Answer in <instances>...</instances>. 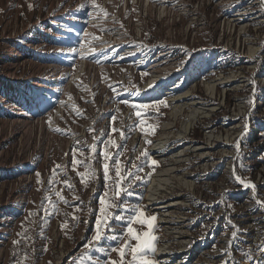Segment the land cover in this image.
Masks as SVG:
<instances>
[{"label": "rangeland", "instance_id": "374dc122", "mask_svg": "<svg viewBox=\"0 0 264 264\" xmlns=\"http://www.w3.org/2000/svg\"><path fill=\"white\" fill-rule=\"evenodd\" d=\"M38 97L45 98L47 111L37 108ZM157 100L166 102L158 110L151 107ZM133 103L150 105L141 117L149 131H141ZM179 104L184 107L177 118L172 113ZM199 105L215 110L184 138H171L164 154L154 149L166 121L174 120L170 131L178 133ZM249 122L241 140L249 152L238 161L246 171L264 161V129L252 136L257 126L264 128V0H0V264H105L103 253L83 245L94 234L98 198L110 187L102 167L109 135L119 146L108 148L110 168L118 159L125 172L143 178L133 185L138 195L122 194L120 200L156 217L149 258L173 264L188 252L171 259L159 252L171 235L148 197L156 173L173 153L208 144L207 134L214 132L220 136L213 144L187 149V160L173 171L189 172L188 179L203 175L197 166L237 146L240 139L229 132ZM93 143L95 153L88 147ZM74 149L83 161L75 168ZM171 194L184 199L188 188L175 187ZM110 223L117 232L126 227L124 221ZM216 246L193 258L214 256Z\"/></svg>", "mask_w": 264, "mask_h": 264}, {"label": "built area", "instance_id": "2783aa9c", "mask_svg": "<svg viewBox=\"0 0 264 264\" xmlns=\"http://www.w3.org/2000/svg\"><path fill=\"white\" fill-rule=\"evenodd\" d=\"M262 129V125L257 126L252 136ZM240 142L227 154L220 153V159L197 166L203 175L195 177L198 183L185 197L183 220L190 235L186 249L179 252H188L183 257L189 259L185 264L198 260L193 254H207L212 249L208 247L216 243L214 256H205L214 264H264V251L258 247L264 245V161H254L249 171L239 169V155L249 152V146ZM237 175L248 188L235 180ZM199 263L206 264V260Z\"/></svg>", "mask_w": 264, "mask_h": 264}, {"label": "snow or ice", "instance_id": "6c2138e0", "mask_svg": "<svg viewBox=\"0 0 264 264\" xmlns=\"http://www.w3.org/2000/svg\"><path fill=\"white\" fill-rule=\"evenodd\" d=\"M93 4H95V0H93ZM96 7H99L96 5ZM79 37H77V40ZM72 52L79 55V51L77 49H72ZM113 92L116 93L117 89L115 85H110ZM127 91V89H125ZM133 95H138L133 93ZM37 108H43L47 111V108L44 107L46 100L44 97H38L34 101ZM123 103L125 105L129 104L128 99H124ZM164 100H157L155 104L151 105L158 110L160 104H165ZM134 109H138L135 111V116L137 118L142 117V112H146V110L150 107L147 103H133L131 105ZM112 121H115V115L112 116ZM139 126L142 132L149 131L148 128L145 127V120L143 118L139 119ZM92 131V129H90ZM112 133L120 131L115 127L110 129ZM121 136H124L123 131H120ZM95 140L96 137H93ZM149 143L151 141H148ZM109 146H116V141L112 139L111 135L108 136L106 142L104 143V147L102 150V157H103V173L104 179L107 182H110V187L107 191L104 192L98 198L99 203V216L95 219L94 222V234L86 241L83 245L86 249H96L100 253H103L105 256V264H155V262L150 259V255L154 254L155 252V241L157 237L154 235V221L156 217L147 216L146 212L137 204L136 206H132L127 202V200H120L122 194L125 197H131L133 195H138L133 190V185L136 181L143 179L142 177L138 176L135 172H132L130 169L125 172L121 166V163L117 159L112 168H110L109 161L112 159L113 153L108 150ZM91 150V153L96 152V144L93 143L88 145ZM81 155L83 153L81 152ZM142 155H147V153H143ZM92 157L90 156L89 159ZM83 161L76 159V149L73 150V167L82 164ZM153 165L156 164V161L153 160L151 162ZM88 167V165H85ZM114 170L115 175H110V171ZM142 170V169H138ZM40 173H37L39 176ZM94 175V172L92 173ZM81 179H84L83 174H81ZM235 180L242 184L245 188H248L249 185L245 184L244 180L241 179L240 176H235ZM64 184L69 188L72 189L73 185L68 183L67 180L64 181ZM109 193L111 196L109 197ZM57 197L61 201H63L66 205L70 202L66 200L59 191L56 192ZM51 203V201H48ZM76 207H79L78 205ZM118 209L119 213L114 214L111 210ZM130 210V212H129ZM47 211V209H45ZM128 213V214H125ZM78 219V217H76ZM124 221L126 227L123 231L117 232L115 228H113L110 221ZM134 224L138 225H146L147 230L138 231ZM63 227H67L65 223ZM107 230V231H106ZM237 233L234 231L232 233V237L235 238ZM135 241V243H132ZM109 242H115V245L109 244ZM18 243V241H17ZM232 241H229L231 244ZM261 251H264V245L258 246ZM118 253V259H110L111 253ZM130 254L131 259L126 260V256ZM253 257L249 256V259ZM75 264V262H74ZM96 264H99V260L96 261ZM227 264V262H226Z\"/></svg>", "mask_w": 264, "mask_h": 264}, {"label": "bare ground", "instance_id": "6f19581e", "mask_svg": "<svg viewBox=\"0 0 264 264\" xmlns=\"http://www.w3.org/2000/svg\"><path fill=\"white\" fill-rule=\"evenodd\" d=\"M156 72H157L156 74L159 75L158 72H160V69L156 70ZM208 88L210 89L211 93H214L216 91V84L210 83L208 85ZM183 107L184 105L179 104V108L177 107L174 108L172 113L173 116L178 118V115L183 110ZM212 110H215V107L204 106V105L193 107L192 110L189 111V113L187 114L186 118L182 120L181 130L178 133H173L172 131H170L171 128L175 126L174 120L166 121L163 125V131L156 139V142L154 144V149H158L160 153L164 154L166 145L169 143V140L171 138L173 137L175 139L184 138L187 135V133H189L192 130L195 123L200 118L209 116ZM251 125L252 124L249 122L247 128L246 127L239 128L236 131L229 132L231 138L233 139L235 136H238V139H240L241 141L243 137L242 134L246 130H248V128H250ZM219 136L220 135L214 132L208 133L207 134L208 144L205 143L188 144L186 147H183L179 151L173 153L171 155L172 160L166 163V166L161 168L158 171V173H156L155 178L149 187L148 197L150 199V204H152L155 208L160 209L161 211L160 221L164 222L165 231L171 235L170 239L162 243V245L159 248V252L165 255L164 258L171 259L172 253L179 255L180 254L179 252H183L187 247V242L190 235L189 229H187L188 225L187 223H185V220H183L184 214L182 211V208L185 207V205L187 204L186 198L183 199L179 195L177 197H172L171 195L173 193L171 194V191L175 187H180V189L182 187H186L189 189L191 187H194L196 183H198V180H196L197 178H190V179L187 178V176H189L190 174L189 172H184L181 175H177L173 173V171L177 170L176 163L178 161L187 160V157H185L187 149L201 150L204 148H208L210 143L213 144V141L211 140L214 137L217 138ZM240 141L238 142V145L241 144ZM226 150L229 151L228 149ZM209 152L210 151H204L202 153L209 154ZM209 163L210 162H204L203 165L204 166L209 165ZM177 181H178V186H176ZM174 248H176V250L178 248V250L173 251ZM204 260H206V264H214V260H210L207 258ZM188 261H189L188 258L180 257L175 261L174 264H185V262ZM199 261L200 260H196L191 264H200Z\"/></svg>", "mask_w": 264, "mask_h": 264}]
</instances>
